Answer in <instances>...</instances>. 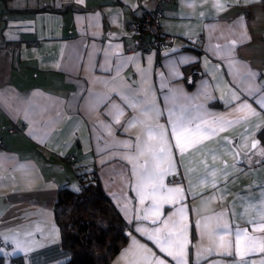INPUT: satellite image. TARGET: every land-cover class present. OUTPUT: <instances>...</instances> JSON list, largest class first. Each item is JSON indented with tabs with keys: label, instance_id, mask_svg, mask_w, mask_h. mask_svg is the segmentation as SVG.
Listing matches in <instances>:
<instances>
[{
	"label": "crops",
	"instance_id": "0c3cea01",
	"mask_svg": "<svg viewBox=\"0 0 264 264\" xmlns=\"http://www.w3.org/2000/svg\"><path fill=\"white\" fill-rule=\"evenodd\" d=\"M159 1L175 39L160 54L129 51L127 23ZM197 36L201 50L188 44ZM260 99L264 0H0V254L24 264L70 259L54 204L61 187L77 189L72 154L81 173L97 169L130 224L114 264H176L137 231L162 221L183 232L187 264H262ZM181 119L203 129L181 137L183 153L171 131ZM150 175L163 184L155 193ZM237 232L246 233L239 245Z\"/></svg>",
	"mask_w": 264,
	"mask_h": 264
},
{
	"label": "trees",
	"instance_id": "16d2710c",
	"mask_svg": "<svg viewBox=\"0 0 264 264\" xmlns=\"http://www.w3.org/2000/svg\"><path fill=\"white\" fill-rule=\"evenodd\" d=\"M258 136L264 145V127ZM80 181L78 190L61 187L54 204L61 245L70 253L61 264H114L129 240L130 224L103 190L96 168L80 173ZM0 264L24 263L21 257L10 262L0 254Z\"/></svg>",
	"mask_w": 264,
	"mask_h": 264
},
{
	"label": "snow or ice",
	"instance_id": "6c2138e0",
	"mask_svg": "<svg viewBox=\"0 0 264 264\" xmlns=\"http://www.w3.org/2000/svg\"><path fill=\"white\" fill-rule=\"evenodd\" d=\"M218 6H222V5H218ZM256 103L259 105V107L261 109H264V99H260V100L256 101ZM244 109H247L249 111L250 115H257L256 111L254 109H252L251 105H249L247 103H243L241 105V110H244ZM219 130H223V129H219ZM171 131H172V133L176 139L175 146L177 148H179L181 153H183L185 151V145H184V143H182L181 137L183 135H185V133H190V134L200 133L203 131V129H201L199 125H197L194 130L189 129V128H187V122L181 119V120L177 121L176 123L172 124ZM209 131H211V129H209ZM160 135H161V138L163 139V145H162L160 151H161V153L168 154V150H169L170 146L167 143L165 131L161 130ZM197 143H198V141H197ZM193 146H195V145H193ZM252 147L255 148L256 143H253ZM149 178L152 179L154 182L153 193L158 191L159 188L163 187L162 183H159V184L155 183V177L150 175ZM161 179H162V174H161ZM182 191L183 190L181 188L168 190L170 195H172V194L180 195L182 193ZM152 198H153V200H155L154 195ZM140 202L142 204L144 203V196L143 195H141ZM154 209H155L156 214H158L159 209H158V206L155 204H154ZM181 211H183V210H181ZM143 219H148V217L145 216V217H143ZM152 222L156 223L157 221H156V219H153ZM162 223L164 224L163 229L157 228L151 233H148L146 229H140V228H138L137 231H141L144 234L148 235V239L155 241V243L160 246V250L162 252L167 253L168 256H171L176 261V264H187V262L185 260L186 240L183 239V232H178V233L173 234V232H171V231H166V229L168 228V221H162ZM161 233H165L163 239H161V236H160ZM241 235H246V233L245 232H237V241H236L237 245L240 244L239 237ZM227 243H228V245L231 244V242H227ZM141 247H143V246H141ZM173 247L175 248V251L172 250ZM262 250H264V249H262ZM226 254L231 255V252H228ZM155 264H166V262L164 259H157ZM262 264H264V262H262Z\"/></svg>",
	"mask_w": 264,
	"mask_h": 264
},
{
	"label": "built area",
	"instance_id": "2783aa9c",
	"mask_svg": "<svg viewBox=\"0 0 264 264\" xmlns=\"http://www.w3.org/2000/svg\"><path fill=\"white\" fill-rule=\"evenodd\" d=\"M163 7L161 1L158 2L155 9L144 17H137L135 20L127 23V31L135 36L132 45L128 46L129 51H145V49H152L156 53H163L168 45H170L175 37L173 35L167 34L163 31L161 26V18L163 17ZM146 34L148 38L147 41L142 42L141 37ZM36 44V43H35ZM193 49L201 50L204 47L203 37H194L188 43ZM5 47L10 49H15L18 46L17 42L5 43ZM67 160L71 163L72 167L79 174L82 168L76 164L75 156L70 154L67 156ZM171 181L174 183H179L182 178L178 174H173L171 176ZM1 243V241H0Z\"/></svg>",
	"mask_w": 264,
	"mask_h": 264
},
{
	"label": "rangeland",
	"instance_id": "374dc122",
	"mask_svg": "<svg viewBox=\"0 0 264 264\" xmlns=\"http://www.w3.org/2000/svg\"><path fill=\"white\" fill-rule=\"evenodd\" d=\"M78 179V177H77ZM81 187V181H80V178L78 179V186H77V189ZM77 189H74V190H77Z\"/></svg>",
	"mask_w": 264,
	"mask_h": 264
},
{
	"label": "clouds",
	"instance_id": "9594fccd",
	"mask_svg": "<svg viewBox=\"0 0 264 264\" xmlns=\"http://www.w3.org/2000/svg\"><path fill=\"white\" fill-rule=\"evenodd\" d=\"M80 175V174H79Z\"/></svg>",
	"mask_w": 264,
	"mask_h": 264
}]
</instances>
